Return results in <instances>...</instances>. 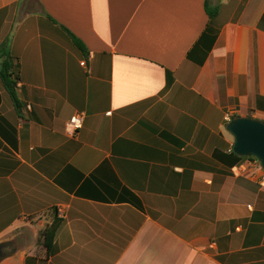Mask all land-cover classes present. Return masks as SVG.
I'll use <instances>...</instances> for the list:
<instances>
[{"label":"crops","instance_id":"1","mask_svg":"<svg viewBox=\"0 0 264 264\" xmlns=\"http://www.w3.org/2000/svg\"><path fill=\"white\" fill-rule=\"evenodd\" d=\"M204 2L0 0L18 76L17 105L0 82L8 260L56 215L35 264H264V191L225 156L233 116L264 123V0H220L211 22Z\"/></svg>","mask_w":264,"mask_h":264},{"label":"trees","instance_id":"2","mask_svg":"<svg viewBox=\"0 0 264 264\" xmlns=\"http://www.w3.org/2000/svg\"><path fill=\"white\" fill-rule=\"evenodd\" d=\"M204 10L209 19V22H211L218 14V7L211 5L209 0H205ZM62 30L66 33L67 37L76 47V49L80 51L82 54H85L87 50L85 46L82 44V42L78 40L75 36H73L66 29L62 28ZM0 58L2 59V63L0 67V82L2 84V88L8 93L13 103L17 105V98L15 93L16 82L18 80L17 66L13 64L12 57L9 54L8 39L4 40L0 44ZM236 117L237 116H233L231 119ZM225 156H227V160L231 166H236L242 160L245 159L252 160V158L239 157L235 155L232 152V150ZM60 224H61V219H59L55 215L53 216L51 223L49 225H46L38 234L39 240L42 241V246L46 249L47 256H49L52 252L54 237ZM35 261H36V257L33 256L27 257L25 259V264H35Z\"/></svg>","mask_w":264,"mask_h":264},{"label":"water","instance_id":"3","mask_svg":"<svg viewBox=\"0 0 264 264\" xmlns=\"http://www.w3.org/2000/svg\"><path fill=\"white\" fill-rule=\"evenodd\" d=\"M232 138V152L242 158L255 159L264 172V123L247 117L231 119L225 126ZM14 240L0 241V264L19 251Z\"/></svg>","mask_w":264,"mask_h":264},{"label":"built area","instance_id":"4","mask_svg":"<svg viewBox=\"0 0 264 264\" xmlns=\"http://www.w3.org/2000/svg\"><path fill=\"white\" fill-rule=\"evenodd\" d=\"M83 66V63H82ZM84 116L82 113H75L68 121L66 126V134L69 137H73L77 131L82 127ZM231 150H229L230 152ZM254 166L252 167L251 176L254 177V181L261 189H264V172L262 171L259 163L256 160L252 161ZM249 166V165H248ZM248 166L239 164L232 168V174L240 177L245 173H249Z\"/></svg>","mask_w":264,"mask_h":264},{"label":"rangeland","instance_id":"5","mask_svg":"<svg viewBox=\"0 0 264 264\" xmlns=\"http://www.w3.org/2000/svg\"><path fill=\"white\" fill-rule=\"evenodd\" d=\"M219 1L220 0H210V4L211 5H213V4H217V3H219ZM233 115H237V113H233ZM253 160H255V159H253L252 158V160H250V159H245V160H242L239 164H244V165H246V166H248V170H249V173H247V174H245L248 178H251V180H254V177L253 176H251V170H252V167L254 166V163L252 162ZM253 188L255 189V190H259V189H261L257 184L255 185L254 184V186H253ZM261 190H263L264 191V189H261ZM22 238V239H24V237H25V235L24 234H19V235H17V237L16 238ZM17 239V240H18ZM29 239V238H28ZM30 241H33V242H36V248H34L33 250H21L22 252H26V254L29 256H33V257H37L39 254H40V252H43V248H41V241H35V239H33V238H31L30 237V239H29ZM23 243H24V240H23ZM14 245H19V243H18V241H16L15 242V244ZM32 251V252H31ZM11 260H5L3 263H1V264H19V263H17V262H15V261H11Z\"/></svg>","mask_w":264,"mask_h":264}]
</instances>
